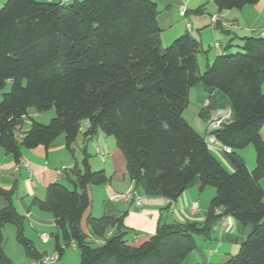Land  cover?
I'll list each match as a JSON object with an SVG mask.
<instances>
[{
	"label": "trees",
	"instance_id": "1",
	"mask_svg": "<svg viewBox=\"0 0 264 264\" xmlns=\"http://www.w3.org/2000/svg\"><path fill=\"white\" fill-rule=\"evenodd\" d=\"M258 0H212L219 12ZM152 0H5L0 6V148L14 160L23 148L50 145L63 135L66 148L85 124L91 138L99 130L121 151L133 189L148 197L175 201L190 185L215 192L204 221L158 223L137 245L127 240L121 216L87 214L89 186L106 184L103 169H91L85 147L80 166L62 170L71 187L51 182L42 200L31 203L52 215L54 251L62 256L74 245L78 264H180L195 248L194 235H208L226 215L250 230L227 264H264V35L241 37L243 52L217 54L200 73V41L188 31L163 47ZM227 44L225 48L231 47ZM207 52V50H204ZM202 85L209 93L205 114L216 108L212 91L227 97L230 115L208 131L223 150L231 171L211 153L183 117L189 91ZM54 108L47 123L30 118ZM30 126L22 130L24 118ZM200 117H205L200 114ZM252 145L255 167L236 151ZM227 169V170H226ZM13 190L0 188V264L3 227H15V239L29 258L39 259L24 235V216L13 204ZM96 240H102L96 243Z\"/></svg>",
	"mask_w": 264,
	"mask_h": 264
},
{
	"label": "crops",
	"instance_id": "2",
	"mask_svg": "<svg viewBox=\"0 0 264 264\" xmlns=\"http://www.w3.org/2000/svg\"><path fill=\"white\" fill-rule=\"evenodd\" d=\"M152 1L157 4L158 9L160 8L156 20L160 31H168L166 39L172 40L173 37L188 31L196 39L199 37L202 46L204 34L215 38L216 31H219L226 37L224 46L221 47V44L217 42L219 53L229 51L225 47L227 44L232 45L234 40L242 42L241 37L243 36H261V31L264 28V0H258L255 4L246 5L240 9L221 12L217 10L212 0H174L177 3L178 13L181 5L186 7L185 14L179 13V16L185 18L188 12L192 13L191 20L185 21L184 25H180L178 21L175 22L172 19L171 2L173 0ZM4 2V0H0V6ZM211 15H217L218 21L212 22ZM262 89L264 90V81L262 82ZM207 92L200 84L193 86L189 91V101L193 95L195 102L200 105L197 110L199 116L203 114V108L208 103ZM212 93L217 101L216 105L219 107L218 99L224 97L219 93L213 91ZM217 106L210 112H215L218 109ZM205 117L206 128L211 130L208 127L207 119L215 118L216 115L207 113ZM84 129H81L80 132H83ZM82 132V137H79V133L74 142L76 143L75 147L73 146L74 143L71 146L73 153L66 148L63 135L59 136L54 144L48 148L43 146L30 149L23 148L18 161L0 148V188L13 190V204L18 213L24 216V235L31 240L39 253L47 254L44 249L39 248L36 244H43L40 242L42 241L40 235L49 236V240L45 242L48 243L56 228L52 215L41 211L31 201L34 197L42 200L45 195V188L49 183L68 181L70 175L63 174L62 170L69 169L74 164L80 166L76 157V148L82 152V148L85 147L88 152L89 143L93 145V148L101 147L104 157L103 161L99 157L102 165L90 162V167H101L110 180L103 185L88 187L91 206L87 214H93L94 201L96 200L98 201L97 207L100 209L98 213L101 215L107 214L114 217L122 215V223L128 230L127 240L130 244L137 245L147 239L154 233L158 223L169 224L185 221L201 223L204 221L205 212L210 199L213 197L212 195H214V189H211L210 186L200 189L198 181H195L175 201L171 202L164 197L145 196L140 191L138 193L144 198L141 206H137L133 200H109V195L123 193L133 188V182L126 173L123 155L117 148L112 136H107L98 130L91 138L85 139ZM260 134L264 139V123L260 129ZM93 150L96 153L95 149ZM97 156L99 155L97 154ZM242 158L251 170L252 165H254L253 158L250 162H246L244 156ZM225 163L231 169L230 164L226 161ZM259 184L264 191V176L259 180ZM193 203H197L196 210L191 209ZM3 206L4 200L0 196V209ZM86 212L81 226L83 231L88 233L84 222ZM249 230V225L241 224L232 216L226 215L214 224L208 235H194L195 248L180 264H227L228 259L238 251L241 241L246 237ZM3 250L9 257L10 264H30L37 260L29 258L24 249L17 243L14 226L6 227L5 225L3 227ZM70 264H78V257L71 258Z\"/></svg>",
	"mask_w": 264,
	"mask_h": 264
},
{
	"label": "rangeland",
	"instance_id": "3",
	"mask_svg": "<svg viewBox=\"0 0 264 264\" xmlns=\"http://www.w3.org/2000/svg\"><path fill=\"white\" fill-rule=\"evenodd\" d=\"M171 3H172V5H171L172 6L171 15H172L173 21H175V22L178 21V23H180V25H184L185 21L191 20V14L192 13L188 12L187 16L185 18L182 17V16H179V13L177 11V3L174 0ZM190 8L191 7L189 5V9ZM158 10H160V8ZM167 33H168V31L167 32H165V31L164 32L163 31L159 32V35H160L159 37H160V40H162L161 44H162L163 47L168 46L170 44V42L173 40V38H174L173 37L172 40L166 39ZM225 38L226 37L222 33H220L219 31L218 32L216 31V37L215 38H213L212 36H210L208 34H204V38H203V42H202L203 51L199 52L197 54V62H198V68H199L200 73L204 72V70L206 68V62L211 63L213 58L219 53L218 49L215 47V42H219L221 44V47H222V46H224L226 44L225 43ZM240 47H241V42L240 41H238V40L232 41V46L228 48L229 51H227V54H233V53H236V52H243V50ZM204 50H207V52H204ZM8 90H9V84H6L3 88H1L0 89V98H1L2 94L7 92ZM213 92L219 93L224 98H219L218 99L219 100V107L217 106L218 109L215 110V112H210V110H208L207 113H211L212 115L213 114L216 115L215 118H212L210 120L207 119L208 120L207 121L208 122L207 123L208 127H210L211 123L213 121H215V119H217L219 117H222L224 115H227L228 116L227 118H229V115H230V112L226 113V112L230 111L227 97L224 96V94L222 92H219L216 89L213 90ZM207 96H209L208 92H207ZM213 96H214V94H213ZM198 106H200V105H198L195 102V100L193 98V95H192L188 106L183 111V117L187 120V122L200 135H202L203 137H207V131H206L207 128H206V121H205L206 117H200L197 114V110L199 108ZM28 114H29L30 118H33L37 122L45 124V123H47L50 120L51 117L54 116L55 111H54V108H50V109H48L46 111H43V112H40V113H36L33 108H30L28 110ZM203 115L205 116V111H203ZM227 118H224L223 120H226ZM223 120H221V122ZM29 126H30V120H29V117H26V118H24V122L22 124V130H27L29 128ZM84 126H85V124L82 123L81 124V129H84ZM81 132L79 134V137H82L81 136ZM75 145H76V143H74L73 146L75 147ZM88 148H89V150H88L87 154H88L89 164H90V162H93V163H96V164L100 163L102 165L103 163L99 160L100 156H97V154L93 150V149H96V148H93V145L91 143L88 144ZM76 151H77L76 157L78 159V162L80 163L83 155H82V152L80 150H78V148H76ZM210 151L221 162V164H223L224 167L229 169L227 167L226 163H225V161L228 162V160H227L223 150L217 151V150L211 149ZM236 152L239 155L244 156L246 162H250V160H252V158H253L254 165H252L253 166L252 169L255 167V158H256V156H255V150H254L252 145H248V146H246L243 149L237 150ZM91 169L94 170V171H97V170H101V167H99V168L94 167V168H91ZM227 171H231V169H229ZM63 183L66 186L71 187V185H70V183L68 181L63 180ZM211 189H213V188H211ZM214 192H215V190H214ZM100 204H101V202H100ZM97 206H98V201L95 200L94 201V206H93V214H92V216H100L101 215L100 213H98L100 209ZM192 210H194V209H192ZM87 213H88V210L86 212L85 217L87 216ZM95 214H100V215H95ZM6 227H13V226L11 224H6ZM54 230H55V228H54ZM40 242H42L43 244L36 243L39 246V248L44 249V251H46L48 255L53 253V251H54V240L53 239H51L48 243H45L43 241H40ZM74 256H75V258L78 257V263H79V260H80L79 250L76 247H72V245H70V246H68V247H66L64 249V252H63L61 258L58 261H56L55 263H52V264H70L71 263V258H74Z\"/></svg>",
	"mask_w": 264,
	"mask_h": 264
},
{
	"label": "built area",
	"instance_id": "4",
	"mask_svg": "<svg viewBox=\"0 0 264 264\" xmlns=\"http://www.w3.org/2000/svg\"><path fill=\"white\" fill-rule=\"evenodd\" d=\"M185 11H186V7L185 5H181L179 7V13L181 15H184L185 14ZM210 19L212 22H216L218 20V16L217 15H211L210 16ZM261 34L264 35V28L262 29L261 31ZM215 47L216 48H219V44L216 42L215 43ZM228 116L227 115H224L222 117H219L217 119H215V121H213L210 125V129H215L221 122V120H223L224 118H227ZM208 131H210L208 129ZM205 142L207 144V146L210 148V149H214V150H226V151H229V149L221 146L219 144V142L216 140L215 136L213 134H210L208 133L207 134V137H205ZM96 153L100 156V158L104 159L103 157V150L101 149V147L97 146L96 149H95ZM1 168V166H0ZM109 200H118V199H121V200H133L135 202V204L137 206H141V204L143 203V200L144 198L142 196H140V194L138 193V191H136L135 189H129L127 190L126 192H123V193H115V194H111L108 196ZM197 208V203H193L191 205V209H194L196 210ZM40 238L43 242H47L49 240V236L47 235H40ZM96 243H101L102 240H96L95 241ZM73 245V244H72ZM59 259V254L58 252L54 251L52 254L48 255V254H43L39 259H37L35 262H32L30 264H52L56 261H58Z\"/></svg>",
	"mask_w": 264,
	"mask_h": 264
}]
</instances>
